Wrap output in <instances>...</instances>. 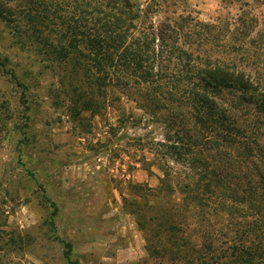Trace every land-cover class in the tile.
<instances>
[{
    "label": "rangeland",
    "instance_id": "374dc122",
    "mask_svg": "<svg viewBox=\"0 0 264 264\" xmlns=\"http://www.w3.org/2000/svg\"><path fill=\"white\" fill-rule=\"evenodd\" d=\"M130 2L136 23L148 4L158 26L200 23L189 47L214 55L221 40L205 38V23L254 18L250 38L264 35V0ZM7 5L15 16L0 18V264H264L262 214L184 203L190 169L167 157L162 118L117 88L100 93L96 109L75 105L56 68V37L85 40L89 19L73 29L69 0ZM164 170L174 175L166 190Z\"/></svg>",
    "mask_w": 264,
    "mask_h": 264
},
{
    "label": "trees",
    "instance_id": "16d2710c",
    "mask_svg": "<svg viewBox=\"0 0 264 264\" xmlns=\"http://www.w3.org/2000/svg\"><path fill=\"white\" fill-rule=\"evenodd\" d=\"M10 1L0 0V18H14ZM69 3L67 23L78 31L79 22L89 19L92 32L85 40L56 37V68H64L61 80L71 84L75 105L96 109L98 95L112 88L133 96L166 123L167 157L190 169L181 181L187 206L206 211L216 205L264 217V59L254 46L264 49V35L250 38L256 19L203 24L205 38L221 40L222 51L214 55L199 43L189 47L191 37H200V23L190 25L181 17L158 26L151 4L136 23L141 16L130 0ZM82 41L87 49L78 48ZM164 174L166 190L174 175ZM66 255L70 258L69 251Z\"/></svg>",
    "mask_w": 264,
    "mask_h": 264
}]
</instances>
